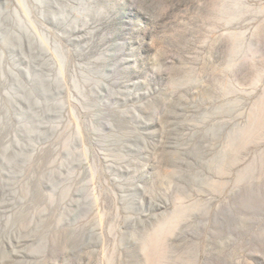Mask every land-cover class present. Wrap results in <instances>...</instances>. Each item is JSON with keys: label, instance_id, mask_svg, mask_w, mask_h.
Masks as SVG:
<instances>
[{"label": "rangeland", "instance_id": "1", "mask_svg": "<svg viewBox=\"0 0 264 264\" xmlns=\"http://www.w3.org/2000/svg\"><path fill=\"white\" fill-rule=\"evenodd\" d=\"M0 264H264V0H0Z\"/></svg>", "mask_w": 264, "mask_h": 264}]
</instances>
